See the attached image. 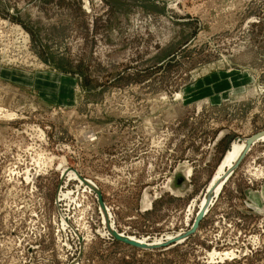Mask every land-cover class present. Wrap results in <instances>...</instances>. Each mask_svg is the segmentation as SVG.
<instances>
[{
  "label": "rangeland",
  "instance_id": "obj_1",
  "mask_svg": "<svg viewBox=\"0 0 264 264\" xmlns=\"http://www.w3.org/2000/svg\"><path fill=\"white\" fill-rule=\"evenodd\" d=\"M262 131L264 0H0V264H264Z\"/></svg>",
  "mask_w": 264,
  "mask_h": 264
},
{
  "label": "water",
  "instance_id": "obj_2",
  "mask_svg": "<svg viewBox=\"0 0 264 264\" xmlns=\"http://www.w3.org/2000/svg\"><path fill=\"white\" fill-rule=\"evenodd\" d=\"M264 136V131L262 132H258L257 134L253 135L252 137H250L248 139V141L246 142V147L244 149V152L246 149H248L253 143L257 142L258 139L262 138ZM244 152L241 154L242 156L240 157V159L243 157ZM239 159V160H240ZM174 186H178L181 190H186L188 185H187V180L184 177V175L182 173H177L175 176V184ZM203 211H200L197 215L196 221L194 223L193 229L197 228L199 222L201 221L202 217H203ZM116 238H118L119 240H122L123 242L127 243V244H132L135 245L137 247H144L145 243H140L137 240L131 239L130 237H126V236H122L121 234H119L117 231L114 232Z\"/></svg>",
  "mask_w": 264,
  "mask_h": 264
},
{
  "label": "bare ground",
  "instance_id": "obj_3",
  "mask_svg": "<svg viewBox=\"0 0 264 264\" xmlns=\"http://www.w3.org/2000/svg\"><path fill=\"white\" fill-rule=\"evenodd\" d=\"M245 147H246V144H244V145H242V146H238V145H236L235 147H234V151H232L231 153H229V157L225 160V162H224V164L222 165V167L220 168V170L223 168V167H227V168H230L233 164H234V162H236V160H238L240 157H241V154H242V152H243V150L245 149ZM186 171V170H185ZM183 172V171H182ZM187 172V171H186ZM221 172H222V170L216 175V177H215V180L212 182V186H214V187H212V189H214V190H218V189H220V187H221V183H222V181H223V178H221V176H220V174H221ZM188 173V172H187ZM184 174H186V173H184ZM224 177V176H223ZM189 189V188H188ZM173 190V189H172ZM176 191V190H175ZM215 192V191H214ZM178 193V192H177ZM180 193V192H179ZM131 239H134V238H132V237H130ZM134 240H137V239H134ZM138 242H140V243H144V242H142V241H140V240H137Z\"/></svg>",
  "mask_w": 264,
  "mask_h": 264
},
{
  "label": "crops",
  "instance_id": "obj_4",
  "mask_svg": "<svg viewBox=\"0 0 264 264\" xmlns=\"http://www.w3.org/2000/svg\"><path fill=\"white\" fill-rule=\"evenodd\" d=\"M234 151V150H233ZM231 153V152H230Z\"/></svg>",
  "mask_w": 264,
  "mask_h": 264
}]
</instances>
